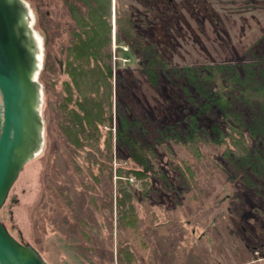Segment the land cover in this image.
Instances as JSON below:
<instances>
[{"label":"rangeland","instance_id":"rangeland-1","mask_svg":"<svg viewBox=\"0 0 264 264\" xmlns=\"http://www.w3.org/2000/svg\"><path fill=\"white\" fill-rule=\"evenodd\" d=\"M25 1L40 45L43 139L0 208L9 232L38 249L48 264H264V180L252 172L250 184L240 177L232 180L214 143L201 144L202 163L193 168L195 200L181 189L174 162L158 147L149 179L122 177L132 195L124 207L116 205L121 183L115 168L136 165L129 152L122 148L116 154L112 144L108 161L104 136L97 144L100 151L79 148L61 129L60 103L69 81L63 63L75 25L68 7L80 1ZM111 5L112 33L114 7L144 13L139 23L145 39L160 43L161 55L174 67L241 64L264 55V0H111ZM121 45L112 82L120 74L125 111L155 119L154 126L169 123L187 129L197 105L180 87L190 84L179 77L171 85L164 76L160 89L154 88L142 71L140 55L125 41ZM219 117L203 112L197 126L224 128ZM115 126L113 115L103 134L110 128L114 140ZM156 138L152 127L145 142L155 144ZM170 143L181 164L186 150ZM157 169L169 188L154 174ZM126 210L135 216L130 224L122 217Z\"/></svg>","mask_w":264,"mask_h":264},{"label":"trees","instance_id":"trees-1","mask_svg":"<svg viewBox=\"0 0 264 264\" xmlns=\"http://www.w3.org/2000/svg\"><path fill=\"white\" fill-rule=\"evenodd\" d=\"M79 1L80 5L71 2L68 7L75 25L63 63L69 77L67 96L60 103L61 129L74 146H91L100 151L97 144L104 136L108 161L112 156V144L116 154L120 149H126L136 165L115 168L120 183L123 176H134V180L149 179L155 167L152 160L156 159V149L160 147L175 163L177 182L192 200L196 199L192 190L195 183L192 182L195 178L193 168L202 163V143L220 147V158L226 163V172L232 180L240 177L250 184L251 172L264 180V55H253L254 60L241 64L221 62L174 67L161 55L160 43L145 39L139 23V19L144 20V13L117 12L114 7L112 33L111 0ZM123 41L134 54L140 55L141 66L145 67L142 71L154 88L160 89L164 76L171 85H175L179 77L190 84L179 86L197 105L187 129L169 123L154 126L155 119L147 120L125 111L120 74L115 73L112 82L113 64H116ZM203 112L220 114L225 127L214 125L208 130L197 126V116ZM113 115L116 122L114 140L110 128L105 134L102 131L103 126H111ZM151 126L157 136L155 144L145 142ZM171 141L178 142L186 150V159H182L181 164L176 163ZM88 153L94 157L91 151ZM98 164L105 165L103 162ZM107 169L111 173L112 166L108 164ZM154 174L164 180L167 188L170 187L163 171L157 169ZM123 185L121 183L115 198L120 207H124L132 195ZM107 203L110 205L111 200ZM129 207V211H133L132 206ZM122 217L128 224L135 220L128 210Z\"/></svg>","mask_w":264,"mask_h":264},{"label":"water","instance_id":"water-1","mask_svg":"<svg viewBox=\"0 0 264 264\" xmlns=\"http://www.w3.org/2000/svg\"><path fill=\"white\" fill-rule=\"evenodd\" d=\"M25 0H0V208L43 139L40 45ZM0 264H48L0 219Z\"/></svg>","mask_w":264,"mask_h":264},{"label":"bare ground","instance_id":"bare-ground-1","mask_svg":"<svg viewBox=\"0 0 264 264\" xmlns=\"http://www.w3.org/2000/svg\"><path fill=\"white\" fill-rule=\"evenodd\" d=\"M32 25H33V24H31V26H32ZM36 154H37V153H36ZM36 154H35V155H36Z\"/></svg>","mask_w":264,"mask_h":264}]
</instances>
